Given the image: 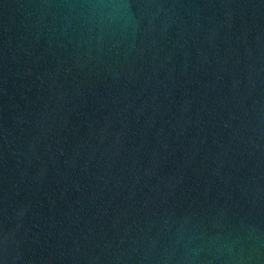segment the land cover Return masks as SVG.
Wrapping results in <instances>:
<instances>
[{
  "label": "water",
  "instance_id": "obj_1",
  "mask_svg": "<svg viewBox=\"0 0 264 264\" xmlns=\"http://www.w3.org/2000/svg\"><path fill=\"white\" fill-rule=\"evenodd\" d=\"M0 264H264V0H0Z\"/></svg>",
  "mask_w": 264,
  "mask_h": 264
}]
</instances>
